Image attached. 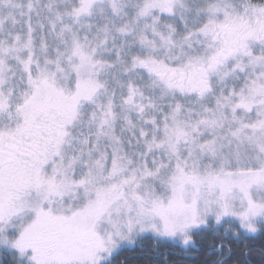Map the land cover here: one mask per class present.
I'll use <instances>...</instances> for the list:
<instances>
[{"label": "snow or ice", "instance_id": "obj_1", "mask_svg": "<svg viewBox=\"0 0 264 264\" xmlns=\"http://www.w3.org/2000/svg\"><path fill=\"white\" fill-rule=\"evenodd\" d=\"M0 264H264V0H0Z\"/></svg>", "mask_w": 264, "mask_h": 264}]
</instances>
